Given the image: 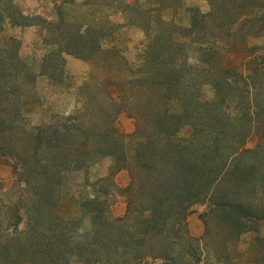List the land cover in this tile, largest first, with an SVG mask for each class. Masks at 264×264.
Segmentation results:
<instances>
[{"label":"trees","instance_id":"obj_1","mask_svg":"<svg viewBox=\"0 0 264 264\" xmlns=\"http://www.w3.org/2000/svg\"><path fill=\"white\" fill-rule=\"evenodd\" d=\"M114 1L124 6L106 5L113 15L146 21L140 66L134 71L102 49L110 35L89 41L96 20L70 40L58 36L43 75L63 53L92 60L104 52L124 61L125 79L102 103L93 96L89 106L33 127L23 117L35 78L6 28L39 26L31 20L41 18L0 0V167L18 185L5 200L0 183V264H198L197 251L216 254L208 251L215 224L238 238L264 222V47L248 45L264 35L263 0H207L209 10H191L186 28L164 19L159 2L152 9ZM42 22L54 36L53 23ZM123 112L134 120L127 134L116 126ZM102 158L112 164L82 202L84 215L65 212L63 176ZM123 171L128 182L118 188L114 177ZM115 196L124 203L120 215L111 210ZM196 206L204 207L199 237L187 228ZM252 264H264V237L255 239Z\"/></svg>","mask_w":264,"mask_h":264},{"label":"rangeland","instance_id":"obj_2","mask_svg":"<svg viewBox=\"0 0 264 264\" xmlns=\"http://www.w3.org/2000/svg\"><path fill=\"white\" fill-rule=\"evenodd\" d=\"M125 1L132 6V0ZM136 1L141 7L152 9L153 6H158L155 4L159 2L158 8L165 7L164 19L182 28L189 25L191 10L198 9L201 13L209 10L207 0ZM13 2L23 10L24 14L41 18L31 20L39 26L6 28V33L20 42L19 55L30 70L31 78H35L33 91H35L36 98L30 101L32 105L28 114L23 117V123L35 127L49 123L52 117L71 115L82 106H89L93 96L102 103L104 93L115 89L112 84H118L120 80L125 79V74L121 72L125 68L124 61L120 58L115 61L104 52L95 53L97 57L92 60L63 53L59 65L57 61L50 62V65L56 69L53 70L50 67L51 73L43 75L41 61L45 55L57 49L51 43L57 40L58 36L70 40L74 32L79 29L83 30L96 20L97 25H93L95 28L92 27L94 32L89 41L96 42V37L110 35V37L101 39L102 49L119 53L134 71L140 66L139 56L147 41L143 32V28H146V21L134 14L130 18L113 15L112 9L105 7L109 5L122 8L123 4L116 5L117 1L113 3L114 0H73L71 5H62L56 0H13ZM262 2L264 3V0ZM166 6L171 9H167ZM42 19L53 23L54 36L51 35L53 37H47V24L42 22ZM248 45L263 48L264 35L249 39ZM189 56L190 62H193L194 52L189 51ZM87 83L88 86L83 89ZM91 90L95 91L94 95ZM116 126L127 134L133 131L134 120L128 113L123 112L118 116ZM111 164V159L102 158L87 169L69 172L63 176L59 196L65 212L77 217L84 215V210L81 208L82 202L95 194L94 183L108 175ZM127 182L128 175L124 171L118 172L114 177V184L118 188L124 187ZM0 183L4 188L3 198L12 200L17 194L18 185L9 168L0 167ZM111 208L113 215L122 214L124 210L122 199L115 196ZM203 209V206H196L195 212L187 218V228L194 237H199L203 233V223L199 218ZM259 226L257 233L248 232L236 238L227 235L222 224H215L212 229L213 236L208 240L210 243L208 251L213 252L214 250L216 254L212 258V254L206 256L207 259L202 256V251V255L197 251V256H200L198 264H252L255 255V239L264 237V222ZM215 256L219 257L220 263L214 260Z\"/></svg>","mask_w":264,"mask_h":264}]
</instances>
